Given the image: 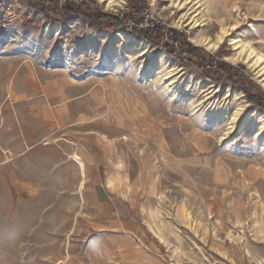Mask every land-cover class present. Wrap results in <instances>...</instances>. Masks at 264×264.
Masks as SVG:
<instances>
[{
    "label": "rangeland",
    "instance_id": "1",
    "mask_svg": "<svg viewBox=\"0 0 264 264\" xmlns=\"http://www.w3.org/2000/svg\"><path fill=\"white\" fill-rule=\"evenodd\" d=\"M54 1L58 9L66 7ZM69 1L76 6L83 2ZM91 1L114 15L133 4ZM145 1V18L167 32L183 31L199 58L172 57L165 48L174 47L162 43L165 37L158 45L141 40L142 49L140 39L128 30L137 40L65 17L50 7V0L47 13L31 0L0 8V137L5 145L0 148L5 171L0 264H264V152L262 137L255 139L254 134L258 111L264 110L226 76L200 78L198 62L225 61L249 74L262 93L264 85L257 69L226 58L233 51L229 38L213 52L191 41L195 30L178 21L205 7L213 21L199 27L204 35L213 37L223 26L264 58V0ZM111 47L116 51L109 53ZM160 52L180 71L174 76V96L169 95V82L157 75ZM106 55L111 65L104 63ZM42 84L61 89L58 98L47 101V117L52 119L46 122L32 114L33 100L43 95L38 91ZM244 98L250 103L243 115L247 124L230 132L227 117ZM112 112L125 115L130 125L116 127L115 138L105 136L103 147L83 141L89 132L81 126L93 119L113 124ZM23 125L35 131L29 147ZM151 127L158 136L149 133ZM81 143L98 149L108 171H123L122 183L110 176L107 183L132 199L130 214L135 218L128 227L135 231L140 225L142 230L143 218L155 254H147L139 234L135 239L88 236L92 192L84 186V168L75 159ZM18 144L24 146L20 152L12 148ZM192 150L198 157L190 175L168 169L174 164L170 157L186 159ZM158 208L160 226L154 219Z\"/></svg>",
    "mask_w": 264,
    "mask_h": 264
},
{
    "label": "crops",
    "instance_id": "2",
    "mask_svg": "<svg viewBox=\"0 0 264 264\" xmlns=\"http://www.w3.org/2000/svg\"><path fill=\"white\" fill-rule=\"evenodd\" d=\"M109 88H111L112 85L108 83ZM53 87L50 88L49 85H43L38 91H41L42 97L34 99L32 103V111H34L33 116L38 117V115L42 116L46 121L51 120L52 118L47 117L48 112H51L50 109L47 107V101H49L51 98L56 96L59 97L58 94L61 93V89L59 87H56L57 89L51 90ZM37 91V90H36ZM33 93H38V92ZM114 110V109H113ZM37 113V114H36ZM54 116L56 112H53ZM36 115V116H35ZM116 115V114H115ZM113 115V112L111 114V117L113 119V124L110 122L107 123H99L94 122V119L92 122L85 124L84 127L86 128L87 132H89L88 135H85V139L83 138V141H90L94 146L97 147H103L105 144V139H113L115 138V129L116 127H126L127 118L126 116H119L117 114V117ZM121 119V120H120ZM120 121L123 122V124H120ZM49 123V122H48ZM19 129L21 130V126H19ZM3 131V130H1ZM35 131L32 132L27 129L23 125V131L27 139H25V144L27 147L32 145L33 142H31L30 138L33 139V135ZM1 133V132H0ZM20 134V131H18ZM149 133L152 136H158V130L157 128H149ZM106 136V138H105ZM127 136V135H123ZM122 136V137H123ZM87 139V140H86ZM21 144H18L16 147H12L13 150L18 149L17 151L20 152L24 149V146L20 148ZM81 148H78V153L82 157L85 167H84V173H85V185L84 186H91L90 190L92 192V197L90 199L91 201V211H90V218L89 221L91 223L89 230V235L91 239H94L95 236L102 237H109L113 238L119 235H129L132 238L135 239L137 236L136 234H139L141 238L143 239L142 245L144 246L145 243H147L146 250L147 254L149 252H156V245H154L152 242H154V239L152 238L149 230L147 229V226L144 224L143 218L141 219V225L142 230L140 229V225L135 228V231L128 227L130 223H133L132 219L135 218V215L133 213L130 214L131 210V201L126 198L127 196L118 194L115 189L110 188L107 183V179L110 176L117 184L122 183L125 179L124 173L121 169L114 168V172L108 171L105 166V158L103 156H100V153L96 150H93V148L90 149V146L80 144ZM4 146V147H3ZM0 148L2 150L5 149V145L0 137ZM20 148V149H19ZM197 148L196 144H192V149L195 150ZM191 151V155L187 156V158H181L172 156L170 159L174 161V164L172 166H168V169L170 171H173L174 173L181 175V174H191V171L189 170L190 167L195 165V162L197 160L198 155L195 153V151ZM4 154L0 151V186H3V178L5 175V171L3 168L4 163ZM184 160V161H182ZM120 175V176H119ZM129 195V194H128ZM130 196V195H129ZM128 207V208H125ZM139 214V212L137 213ZM146 227V228H145ZM153 240V241H152Z\"/></svg>",
    "mask_w": 264,
    "mask_h": 264
},
{
    "label": "trees",
    "instance_id": "3",
    "mask_svg": "<svg viewBox=\"0 0 264 264\" xmlns=\"http://www.w3.org/2000/svg\"><path fill=\"white\" fill-rule=\"evenodd\" d=\"M132 5L130 8L124 12L122 15H114L111 13H105L100 9L94 7L91 0H83L82 4L76 6L73 2H68L65 8L58 9L54 0H50V7L53 8L59 14L65 17H75L84 21L89 22L92 26L98 28L108 29L113 32L116 30H128L126 25L127 19H132L137 22L142 21L145 18L147 11V5L145 0H132ZM31 5L37 9H41L43 12H48L49 9L46 6V0H31ZM173 31V36L176 39H181V46L184 50H187L188 56L196 55L199 58V53H197V48L192 46L191 42L186 39V34L182 31L171 29ZM167 32V28L163 25H152L144 30H138L132 28L130 33L140 40H144L149 44L158 45L161 40L164 39ZM169 32V30H168ZM165 48L168 53L178 59L184 60V57L177 53L175 48L169 49L168 45ZM206 59L202 58V62H198L199 67H201L200 78L206 79L212 76H226L228 82L240 88L245 92L249 100L257 107L264 110V93L260 91L258 86L252 80L249 74H247L242 68L231 65L225 61L218 62V67L216 70H212L207 67Z\"/></svg>",
    "mask_w": 264,
    "mask_h": 264
},
{
    "label": "bare ground",
    "instance_id": "4",
    "mask_svg": "<svg viewBox=\"0 0 264 264\" xmlns=\"http://www.w3.org/2000/svg\"><path fill=\"white\" fill-rule=\"evenodd\" d=\"M173 1L177 2L178 0H173ZM192 1L193 0H191L188 3H191ZM121 3L125 4L126 0H109V5L112 4L114 6V5H119ZM180 18L178 21L185 23V25H190V28L195 30L193 36L191 37V41H193L196 45L203 46L207 50H210L213 52L217 51L221 47V45L225 42V40L227 38H229L230 44L233 45V51L226 58L228 60L232 61L233 63H243V64L247 65L248 67L257 69L256 73L261 78L260 81L264 85V58H263V56L259 55L255 51V49L253 48V46L249 42L243 41V39L240 38L239 34L232 35V33L227 28L222 26L221 29L216 33L215 36L212 37L209 35H204L202 33V31L199 30V27L206 26L211 21H213L212 18H210L209 16L206 15L205 7L202 8L201 10H199V13L195 16H189L186 18L184 16L183 20H182V18L181 19ZM46 31H47V33H50L52 31L51 27L47 26ZM117 33L123 39L124 38L125 39L131 38L133 40H137L135 37L131 36L130 34H128L125 31L119 30V31H117ZM137 42L139 44V47L142 46V49L145 47V43L143 41L137 40ZM113 50L116 51V48L111 47V50L109 53H111ZM169 60L170 59L166 57V54L164 52H160L158 54L157 60L155 62V67L158 70L157 75L159 76V78L163 81H168L169 86L173 87L176 83L174 76L177 73H179L180 71L175 66H172L171 65L172 61H169ZM104 63L106 65L112 64V60L108 55H106L104 57ZM150 69L151 68L145 66V70L150 71ZM198 81L200 82V80H198ZM174 88L175 87H173V90L171 92H169L170 96L175 95ZM249 105H250V103L244 98L243 102L239 105V107L236 108V110H234L232 112V115L227 117L230 132L236 131V130L244 127L247 124L248 118L245 117V119H243V115H244L246 109H248L247 107ZM258 112H259V115H258L259 120H258V122H256L257 124L254 127V134H255V139H260L262 137V139L260 140V145H261L262 151L264 152V137H263V135H264V113L261 111H258ZM75 159L78 161L79 165L82 168H84L85 164H84L83 159L77 154H75ZM142 210H143V212L146 213V209L144 207ZM161 213H162V211L160 210V208L155 210L154 219H155V221H158V223L161 221V216H162ZM159 226H160V223H159ZM167 236H168V234H167ZM168 242H170V241H168ZM170 249H172V248H170ZM173 251H175V250H173Z\"/></svg>",
    "mask_w": 264,
    "mask_h": 264
},
{
    "label": "built area",
    "instance_id": "5",
    "mask_svg": "<svg viewBox=\"0 0 264 264\" xmlns=\"http://www.w3.org/2000/svg\"><path fill=\"white\" fill-rule=\"evenodd\" d=\"M16 0H0V8L1 9H5V8H9L11 6V3H13ZM59 4L61 7L66 6L68 3V0H58ZM122 15V14H121ZM162 23V22H161ZM157 24L154 22H149V18H144L142 21L137 22L135 20L132 19H127L126 20V25L128 27V31L130 32V30L132 28H136L138 30H144L147 29L148 27ZM160 25V24H157ZM169 32L166 33L165 35V40L162 41V43L167 42L169 45L173 46L178 53L185 55V58L187 59L188 57V52L187 50H184L181 46V40L176 39L173 36V31H171V29H168ZM217 61H211L209 63H207V67L211 68V69H217L218 65H217Z\"/></svg>",
    "mask_w": 264,
    "mask_h": 264
}]
</instances>
